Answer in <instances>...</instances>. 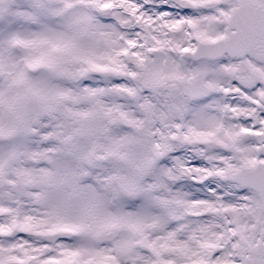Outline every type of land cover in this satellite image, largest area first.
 Here are the masks:
<instances>
[{"label": "snow or ice", "instance_id": "6c2138e0", "mask_svg": "<svg viewBox=\"0 0 264 264\" xmlns=\"http://www.w3.org/2000/svg\"><path fill=\"white\" fill-rule=\"evenodd\" d=\"M0 264H264V0H0Z\"/></svg>", "mask_w": 264, "mask_h": 264}]
</instances>
